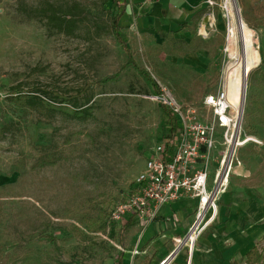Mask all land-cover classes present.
I'll use <instances>...</instances> for the list:
<instances>
[{"label":"rangeland","instance_id":"rangeland-1","mask_svg":"<svg viewBox=\"0 0 264 264\" xmlns=\"http://www.w3.org/2000/svg\"><path fill=\"white\" fill-rule=\"evenodd\" d=\"M213 1L201 22L161 36L139 25L134 0H0V264H25L29 250L50 264H118L128 252L126 229L111 237L91 231L89 223L103 214L106 224L150 153L174 134L157 96L168 93L206 115L205 95L233 70L236 15L228 0ZM235 3L260 59L247 74L243 133L264 141V0ZM51 6L71 12L72 33L49 23ZM122 8L120 32L132 65L112 30ZM139 69L158 84L157 93ZM53 94L77 96L66 106H92L93 115L77 118L52 108L62 104ZM217 133L220 142L221 128ZM219 142L207 164L211 180ZM238 158L252 171L244 179L257 187L251 193L263 201L264 150L248 144Z\"/></svg>","mask_w":264,"mask_h":264},{"label":"built area","instance_id":"built-area-1","mask_svg":"<svg viewBox=\"0 0 264 264\" xmlns=\"http://www.w3.org/2000/svg\"><path fill=\"white\" fill-rule=\"evenodd\" d=\"M143 1L151 4L156 0ZM207 3L217 4L213 0ZM239 78L242 93L240 104L237 105L231 99V91L233 83ZM246 87L247 80L243 82L242 70H231L227 77L220 80L215 92L205 95L202 103L206 115L200 114L193 105L178 103L168 93L157 96L156 99L169 111L167 118L171 120L175 132L171 138L159 143L147 157L132 192L112 209L105 234L110 235V224H122L130 217L141 228H146L155 220L162 206L190 196L197 199L195 219L185 237L178 242V248L186 245L192 252L198 239L216 221L219 200L227 192L235 168L242 165L238 158L239 150L248 144L264 147L262 139L243 133ZM218 127L222 131L220 142ZM218 142L222 150L219 152L216 173L211 180L207 164L214 160L212 152L216 150ZM166 143H169L171 152H167ZM134 253L137 254L138 250ZM169 258L159 264H165ZM187 264H191V259Z\"/></svg>","mask_w":264,"mask_h":264},{"label":"crops","instance_id":"crops-1","mask_svg":"<svg viewBox=\"0 0 264 264\" xmlns=\"http://www.w3.org/2000/svg\"><path fill=\"white\" fill-rule=\"evenodd\" d=\"M134 2L132 12L142 14L138 17L139 25L151 27L161 36L179 32L196 20L201 22L208 4V0ZM251 145L256 152L264 150V147ZM249 170L244 165L235 168L229 188L219 200L216 221L198 239L192 252L186 245L178 248V242L185 237L195 219L196 198L184 196L162 206L146 228H141L131 217L122 224H110L111 237L121 234L124 229L129 234L130 248L119 255L118 264H159L168 256L165 264H187L190 259L191 264H246L247 253L255 246L261 248L264 245V200L252 194L251 189L257 187L247 185L248 179L244 180L251 175ZM105 223L100 229L105 230L104 234L109 226L108 220ZM135 250H138L137 254Z\"/></svg>","mask_w":264,"mask_h":264},{"label":"trees","instance_id":"trees-1","mask_svg":"<svg viewBox=\"0 0 264 264\" xmlns=\"http://www.w3.org/2000/svg\"><path fill=\"white\" fill-rule=\"evenodd\" d=\"M49 9H50L49 11L52 12L50 14L46 13L49 23H54L55 28H57L59 31H65V29H69V32L72 33L74 30L75 22H74V20H72V18H70V17H72L71 12H65L63 14L62 13L59 14L58 11L55 10V7L51 6ZM125 9L126 8H122V11L113 18L112 30H113V33L115 35L116 40L123 47L124 51L127 54L129 53L127 64L132 65L134 63L133 57L131 58L130 49H129L125 39L123 38V36L120 32V30H121L120 19L122 17L123 12L125 11ZM34 13H35L34 15L36 16V13H38V12H34ZM139 72H142V75L151 81L152 85L154 86V90L157 93V89L159 88L158 84L154 80H152L150 78V76H147V73L143 69H139ZM260 76H261L262 81L264 83V71L260 74ZM87 89H88V87L81 90L80 94L85 92ZM36 90L40 91L38 89H36ZM158 92H160V89ZM43 93H48V92L44 91ZM18 96H21V97H18L17 100H20V101L24 100L25 102L33 104V100H31V98L28 99V97L26 95L25 96L18 95ZM53 97L60 98L62 104L60 106H57V105L49 103L52 105L51 106L52 108H53V106H56L55 109L64 111L68 115L73 116V117H77V118H87V117H91L93 115V107L92 106L82 108V107L77 106L76 102L74 104H72L71 107L66 106V104L73 103L72 101L76 100L77 96L65 97V96H62L60 94H53ZM43 102L46 103L45 101H43ZM166 147H167V152H171V147L169 146V143H166ZM49 162L50 161H48V160H43L40 163L48 164ZM103 222H104V216H103V214H99V216L97 218L90 221V223H89L90 230L93 232L100 230ZM45 237L48 241L55 242V239L52 236L47 235ZM23 262L25 264H50V263L44 261L33 250H29L28 253L24 254ZM263 263H264V245L261 248H258L257 246H255L252 250H250L247 253L246 264H263ZM58 264H73V263L59 262Z\"/></svg>","mask_w":264,"mask_h":264},{"label":"bare ground","instance_id":"bare-ground-1","mask_svg":"<svg viewBox=\"0 0 264 264\" xmlns=\"http://www.w3.org/2000/svg\"><path fill=\"white\" fill-rule=\"evenodd\" d=\"M228 2L230 4V7L233 8L235 15H236V20H237V27L236 28L233 27L231 29L230 36L235 39V43L239 51L237 62L231 65V68L235 72L242 70L243 82H245V80L247 79L246 77H247L248 71L256 68L259 64L260 59L257 54L258 50L256 49L254 41H253L252 31L247 26V24L244 22V20L240 17L239 9L235 3V0H228ZM245 71H246V75H245ZM240 81L241 80L239 78L237 82L235 81L233 83L232 91H231V99L237 105L240 104L241 93H242Z\"/></svg>","mask_w":264,"mask_h":264}]
</instances>
